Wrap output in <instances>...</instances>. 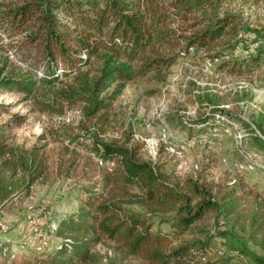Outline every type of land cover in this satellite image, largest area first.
Segmentation results:
<instances>
[{
	"label": "rangeland",
	"instance_id": "374dc122",
	"mask_svg": "<svg viewBox=\"0 0 264 264\" xmlns=\"http://www.w3.org/2000/svg\"><path fill=\"white\" fill-rule=\"evenodd\" d=\"M23 1L0 0V10ZM216 13L239 17L237 36L221 45L217 58L193 47L152 45L135 62V74L118 97L108 100L112 88L97 97L108 105L98 112L91 113L93 99L77 96L75 73L38 86L31 95L0 87V103L6 105L0 125L9 122L11 151L0 161V245L8 244L18 263L29 250L54 253L69 244L87 253L86 263L74 264H148L113 242L90 244L53 222L74 214L80 205L76 197H84L79 188L105 172L99 142L138 144L141 159L165 162L177 179L212 193L242 183L247 206H264V150L253 139L264 140V0H223ZM1 34L0 80L24 75L26 68L9 50L17 38ZM98 65L91 58L80 71L93 76ZM211 232H223L215 243L228 255L238 252L244 264L263 253L223 216L215 218ZM13 263L0 252V264Z\"/></svg>",
	"mask_w": 264,
	"mask_h": 264
},
{
	"label": "trees",
	"instance_id": "16d2710c",
	"mask_svg": "<svg viewBox=\"0 0 264 264\" xmlns=\"http://www.w3.org/2000/svg\"><path fill=\"white\" fill-rule=\"evenodd\" d=\"M222 5L223 0H25L0 10V34L17 38L9 50L26 68L17 79H1L0 87L31 95L38 86H50L75 73L77 96L93 99L91 113L98 112L108 105L97 97L109 88L108 100L118 97L135 74V62L152 45L171 50L193 47L217 58L221 45L237 36L239 22L230 13L217 15ZM91 58L99 64L93 76L80 71ZM5 107L0 103V115ZM8 125H0V161L11 152ZM253 139L264 150V140L256 135ZM99 144L105 172L89 187L79 188L84 197H76L80 205L75 213L53 221H59V229L79 232L90 244L113 242L148 264H244L238 252L228 255L225 247L215 243L225 235L212 233L211 224L223 216L262 248V255H252L251 260L264 264V206H247L249 193L242 183L212 193L211 188L202 190L177 179L165 162L141 159L138 144ZM68 247L61 245L54 253L29 250L27 256L20 254L19 263L8 244L2 242L0 252L11 256L13 264L88 261L87 253Z\"/></svg>",
	"mask_w": 264,
	"mask_h": 264
}]
</instances>
